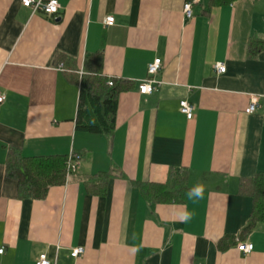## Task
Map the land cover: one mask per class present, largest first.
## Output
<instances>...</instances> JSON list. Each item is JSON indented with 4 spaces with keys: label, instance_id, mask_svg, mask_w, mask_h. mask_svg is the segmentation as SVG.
<instances>
[{
    "label": "crops",
    "instance_id": "obj_1",
    "mask_svg": "<svg viewBox=\"0 0 264 264\" xmlns=\"http://www.w3.org/2000/svg\"><path fill=\"white\" fill-rule=\"evenodd\" d=\"M57 1L50 17L0 0V264L41 254L51 264H264V223L242 232L254 201L239 193L264 175V0ZM157 58L160 84L141 95ZM96 73L127 89L111 136L76 126L82 79ZM11 150L66 165L74 153L79 168L44 199H22L7 176ZM179 168L189 171L183 201L143 195L140 184L163 185ZM100 173L109 179L91 188Z\"/></svg>",
    "mask_w": 264,
    "mask_h": 264
},
{
    "label": "trees",
    "instance_id": "obj_2",
    "mask_svg": "<svg viewBox=\"0 0 264 264\" xmlns=\"http://www.w3.org/2000/svg\"><path fill=\"white\" fill-rule=\"evenodd\" d=\"M235 1L237 0H212V4L224 5ZM96 74L82 79L76 126L77 130L84 133L111 136L116 128L118 96L127 89L119 80H113V85L110 86L109 80L99 73ZM66 161L65 157L24 158L19 151L11 150L7 162V176L18 181L22 199H44L49 187L65 183ZM109 177L108 173H100L87 182L92 188L96 187L95 183L106 182ZM188 179L189 171L179 168L171 171L165 184L155 187L140 184V189L146 197L163 199L169 196V201L181 202L190 190ZM239 193L254 201L253 213L242 231L245 233L257 224L264 223V175L242 181Z\"/></svg>",
    "mask_w": 264,
    "mask_h": 264
},
{
    "label": "built area",
    "instance_id": "obj_3",
    "mask_svg": "<svg viewBox=\"0 0 264 264\" xmlns=\"http://www.w3.org/2000/svg\"><path fill=\"white\" fill-rule=\"evenodd\" d=\"M22 5L25 8L32 10L33 13H42L50 17H56L61 10V6L57 0H22ZM184 14L188 19L193 17L192 7L190 3H186L184 5ZM104 24L107 27H112L115 25V18L114 17H107L104 19ZM163 66L161 59H155L149 66H148V78L142 80L139 83V93L141 95H151L154 90L156 89V85L160 83L157 82L154 77L158 75L161 71ZM216 71L219 74H223L226 72V66L222 63L215 65ZM113 80L110 79L108 84L110 86L113 85ZM5 101V96L0 93V105ZM259 107V100L256 97L251 99V102L246 109L247 114H254ZM180 111L183 115H185L189 120H191L194 116V107L186 100L180 102ZM80 163V157L74 153H71L66 165V177H69L72 174H75L78 171ZM238 250L248 255L253 252L254 245L251 243H244L240 242L238 244ZM3 250L0 251L2 253ZM85 253V249L75 248L71 250L70 256L73 259L80 258ZM36 264H51L48 256L46 254H41L36 262Z\"/></svg>",
    "mask_w": 264,
    "mask_h": 264
}]
</instances>
